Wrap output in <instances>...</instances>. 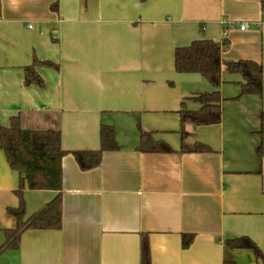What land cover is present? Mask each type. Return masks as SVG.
<instances>
[{
	"label": "crops",
	"instance_id": "1",
	"mask_svg": "<svg viewBox=\"0 0 264 264\" xmlns=\"http://www.w3.org/2000/svg\"><path fill=\"white\" fill-rule=\"evenodd\" d=\"M197 39L227 42L217 124L179 114L213 90L174 68L175 49ZM34 58L55 66L36 68L42 86L23 82ZM239 60L261 64L260 95L239 97L242 76L225 71ZM262 115L260 0H0V126L19 116L24 129L58 130L66 152L61 227L24 231L0 264H141L143 237L150 264H263L224 243L246 236L264 255ZM102 124L114 127L116 149L81 170L72 152L97 150ZM139 128L173 152L139 151ZM20 177L0 148V246L16 226L7 209L19 205ZM56 194L25 188V216Z\"/></svg>",
	"mask_w": 264,
	"mask_h": 264
},
{
	"label": "trees",
	"instance_id": "2",
	"mask_svg": "<svg viewBox=\"0 0 264 264\" xmlns=\"http://www.w3.org/2000/svg\"><path fill=\"white\" fill-rule=\"evenodd\" d=\"M144 1V0H142ZM264 8V0H260ZM227 42H215L210 39H197L188 46L177 47L174 52V68L177 73H197L213 87L211 92L201 93L194 97L201 107L191 111L182 108L179 114L189 117L196 125L217 124L221 120L220 93L221 83V52ZM55 67L48 61L33 59L31 65L24 69V85L42 86L43 79L36 71L37 67ZM225 71L240 74L239 97L243 95H260L262 93V66L254 61L239 60L225 63ZM264 119V115H262ZM140 141L137 149L141 152L171 153L167 144L153 139L151 132L139 128ZM100 147L97 150H78L72 154L81 170H89L100 164L102 154L116 149V131L110 125L102 124L99 131ZM0 148L9 167L24 174L20 177L15 191L19 198L17 207H10L7 213L15 218L16 226L5 229V240L0 246V254L6 250H16L21 234L26 230H57L61 227L62 211V168L61 160L66 152L60 145L58 130H30L22 128L19 116L10 119L8 127L0 126ZM208 150L198 144L193 151ZM258 152L261 153L260 148ZM51 190L57 192L55 197L41 209L30 216H25L23 190ZM191 235H183V247L189 246ZM225 246L231 249L250 250L256 259L264 264V255L259 247L248 237L226 238ZM141 264H150V255L146 237L141 241ZM224 264H234L225 261Z\"/></svg>",
	"mask_w": 264,
	"mask_h": 264
},
{
	"label": "built area",
	"instance_id": "3",
	"mask_svg": "<svg viewBox=\"0 0 264 264\" xmlns=\"http://www.w3.org/2000/svg\"><path fill=\"white\" fill-rule=\"evenodd\" d=\"M29 27L31 28L32 26L29 25ZM248 27H249V25L247 23L243 22V23L240 24V27L239 28L241 30H246V29H248Z\"/></svg>",
	"mask_w": 264,
	"mask_h": 264
}]
</instances>
